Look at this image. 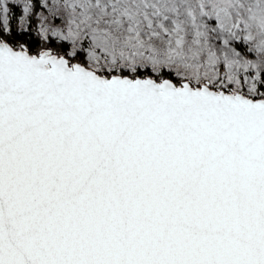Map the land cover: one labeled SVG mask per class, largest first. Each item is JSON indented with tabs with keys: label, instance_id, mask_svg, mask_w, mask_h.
Here are the masks:
<instances>
[{
	"label": "snow or ice",
	"instance_id": "1",
	"mask_svg": "<svg viewBox=\"0 0 264 264\" xmlns=\"http://www.w3.org/2000/svg\"><path fill=\"white\" fill-rule=\"evenodd\" d=\"M0 264H264V0H0Z\"/></svg>",
	"mask_w": 264,
	"mask_h": 264
}]
</instances>
